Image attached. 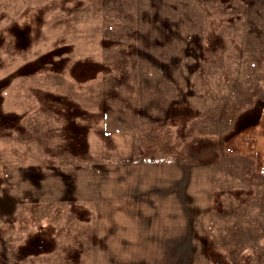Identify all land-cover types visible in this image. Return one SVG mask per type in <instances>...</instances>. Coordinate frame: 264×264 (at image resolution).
<instances>
[{"label": "rangeland", "instance_id": "obj_1", "mask_svg": "<svg viewBox=\"0 0 264 264\" xmlns=\"http://www.w3.org/2000/svg\"><path fill=\"white\" fill-rule=\"evenodd\" d=\"M0 264H264V0H0Z\"/></svg>", "mask_w": 264, "mask_h": 264}]
</instances>
